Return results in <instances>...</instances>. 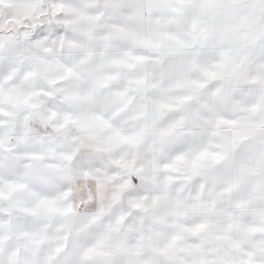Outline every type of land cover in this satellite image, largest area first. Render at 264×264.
Here are the masks:
<instances>
[{"label": "snow or ice", "instance_id": "obj_1", "mask_svg": "<svg viewBox=\"0 0 264 264\" xmlns=\"http://www.w3.org/2000/svg\"><path fill=\"white\" fill-rule=\"evenodd\" d=\"M0 264H264V0H0Z\"/></svg>", "mask_w": 264, "mask_h": 264}]
</instances>
